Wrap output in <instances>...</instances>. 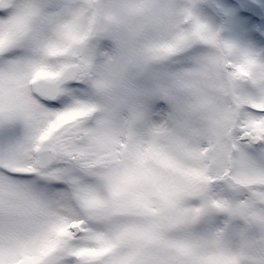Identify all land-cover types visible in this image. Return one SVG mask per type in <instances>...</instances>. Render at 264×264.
<instances>
[{"label":"snow or ice","instance_id":"1","mask_svg":"<svg viewBox=\"0 0 264 264\" xmlns=\"http://www.w3.org/2000/svg\"><path fill=\"white\" fill-rule=\"evenodd\" d=\"M105 0H0V264H264V62L190 27L150 46L214 51L152 122L101 103Z\"/></svg>","mask_w":264,"mask_h":264},{"label":"clouds","instance_id":"2","mask_svg":"<svg viewBox=\"0 0 264 264\" xmlns=\"http://www.w3.org/2000/svg\"><path fill=\"white\" fill-rule=\"evenodd\" d=\"M105 2L118 16L112 22L103 23L101 33L89 42L94 77L104 86L97 97L99 102L114 105L122 115L127 116L138 106L159 97L161 89H170L179 103L181 93L171 76L193 67L194 59L177 67L170 75L158 78L154 75L155 70L166 65L174 56L149 59L147 49L172 39L179 30L188 29L190 25L184 20L183 13L189 7L181 0ZM101 39L109 41L110 47L106 51H94V42ZM212 51L206 46L204 54Z\"/></svg>","mask_w":264,"mask_h":264},{"label":"flooded vegetation","instance_id":"3","mask_svg":"<svg viewBox=\"0 0 264 264\" xmlns=\"http://www.w3.org/2000/svg\"><path fill=\"white\" fill-rule=\"evenodd\" d=\"M188 2L189 6L186 5L192 15L199 16L206 12L212 17H216L219 40L226 41L229 34L249 33L254 39L250 49L258 48L260 41L257 45V40L264 37V0H187ZM237 19H241V21ZM228 41L237 50L243 51L242 46L244 45H240L233 37L228 38Z\"/></svg>","mask_w":264,"mask_h":264},{"label":"rangeland","instance_id":"4","mask_svg":"<svg viewBox=\"0 0 264 264\" xmlns=\"http://www.w3.org/2000/svg\"><path fill=\"white\" fill-rule=\"evenodd\" d=\"M183 4H188L187 0H181ZM199 15V14H198ZM200 23L207 26V28L214 32L218 36V32L216 30V23L217 19L216 17H212L208 13L204 12L201 13L199 16L193 15ZM238 21H241V19H237ZM255 35H257L256 32H254ZM228 38H232L238 42L242 46L243 51L251 53L254 58L258 62H264V37H260L259 40H257L258 48H252L250 49V46H253L254 39L252 35L249 33L247 34H229ZM228 38L226 39V42L228 41ZM110 47V42L107 40H99L95 41L93 45L94 51H106ZM205 45H193L190 48L186 49L185 51L176 54L166 65L161 66L160 68L156 69L154 72V75L158 78H163L167 75H170L172 71H174L177 67L183 66L190 61H192L194 58L203 55L205 50ZM147 118L152 122H160L164 120L169 113L171 112V106L170 103L163 99L161 96L157 98L150 99L147 104Z\"/></svg>","mask_w":264,"mask_h":264}]
</instances>
